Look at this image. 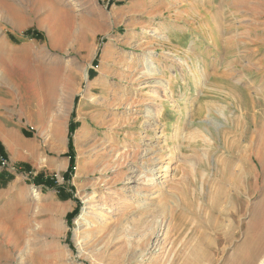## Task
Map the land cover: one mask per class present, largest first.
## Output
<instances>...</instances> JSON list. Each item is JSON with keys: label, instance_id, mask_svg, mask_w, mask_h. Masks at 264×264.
I'll return each instance as SVG.
<instances>
[{"label": "rangeland", "instance_id": "374dc122", "mask_svg": "<svg viewBox=\"0 0 264 264\" xmlns=\"http://www.w3.org/2000/svg\"><path fill=\"white\" fill-rule=\"evenodd\" d=\"M0 2V171L14 177L0 189V264L264 260V0ZM39 173L74 189L70 226L75 204L35 187Z\"/></svg>", "mask_w": 264, "mask_h": 264}, {"label": "bare ground", "instance_id": "6f19581e", "mask_svg": "<svg viewBox=\"0 0 264 264\" xmlns=\"http://www.w3.org/2000/svg\"><path fill=\"white\" fill-rule=\"evenodd\" d=\"M0 4H1V6H2V8H6V6H5V4L2 2H0ZM1 56H3V55H1ZM0 56V57H1ZM3 57H5V56H3ZM2 57V58H3ZM9 59V58H8ZM0 61H2V59L0 60ZM19 61V60H18ZM27 61H28V59H27ZM8 62V61H7ZM12 62V61H11ZM3 63H4V61H3ZM2 63V64H3ZM25 63V62H24ZM28 63V62H27ZM1 64V63H0ZM1 64V66H3ZM26 64V63H25ZM24 65V64H23ZM26 69H27V67H26ZM25 71V70H24ZM23 72V71H22ZM163 137V135H161L160 137H158L157 139H159V138H162ZM59 141H60V139H59ZM18 142V141H17ZM61 142V141H60ZM158 143V142H157ZM156 143V146L157 147H159V144L160 143H158L157 144ZM20 145V147H23L24 148V145L23 144H19ZM155 146V147H156ZM157 149V148H156ZM152 150V149H151ZM149 150L148 151V157L150 158V162H152V165H151V167H150V169L148 170V173H149V175L151 176V178L152 179H156V180H160L161 179V176H160V173L161 172H166V168H163V165L161 164V160H160V158H159V154L157 155V152L155 151V150ZM161 150V149H160ZM159 150V151H160ZM161 154V153H160ZM162 155V154H161ZM139 180V176L138 177H136V176H131L130 178H128L127 179V181H126V184H131V183H137V181ZM157 185V184H156ZM155 186V185H154ZM132 194L136 197V198H140V197H143V195L141 196V194H142V191H133L132 192ZM145 197V196H144ZM148 198H149V200L151 201V200H156V199H159L160 198V194L159 193H157V192H153V193H150V195H148ZM141 199V198H140ZM137 202H139V201H137ZM83 203H84V205H85V208L83 209V211H82V214H81V216L79 217V219L76 221V224L77 225H80L79 223L80 222H82L83 220H84V216H85V214H86V212H85V210H87L89 207H90V204H91V198H85L84 200H83ZM143 206H145L144 204L142 205V207ZM97 207V206H96ZM240 208H241V206H240V203L239 202H237L236 203V209L239 211L240 210ZM138 209H140V208H138ZM146 209V208H145ZM63 210H65V207H62V208H60L59 209V212H63ZM143 210V209H142ZM179 218V217H178ZM177 224H178V222H177ZM260 224H261V227L263 228V230H264V218H263V220L260 222ZM77 227V226H76ZM223 230H224V228L222 227L221 228V235L219 236V241H221L222 242V244H227V239H226V236H225V234H224V232H223ZM264 235V234H263ZM163 236V231H161V227H157V230L152 234V236H151V243H150V247H149V249L147 250V251H150V253H157V252H160V250L162 249L161 248V243H160V238ZM199 245H203V246H205V243L203 242V239H198L197 241H196V246L198 247ZM202 246V247H203ZM260 246H261V248H264V236H263V238L261 239V241H260ZM201 247V246H200ZM199 247V248H200ZM198 248V249H199ZM202 250V249H201ZM209 250H210V247H208V246H205V249H203V251H202V255L204 256V258L205 259H208L209 258ZM200 251V250H199ZM201 252V251H200ZM200 252H198L199 254H200ZM150 253H148V254H150ZM195 253V252H194ZM193 253V254H194ZM196 253H197V250H196ZM251 253V252H250ZM192 254V255H193ZM245 254V253H244ZM242 252H241V250H239V249H237V250H235V252L233 253V255L231 256V259H229V262H230V264H245V262L243 261V258L245 257V255H244ZM198 255V254H197ZM196 255V256H197ZM202 255H201V257H199V259L200 258H202L203 259V257H202ZM201 260V259H200ZM186 263H187V261H186ZM188 263H190V262H188ZM185 264V263H184ZM260 264H264V260L263 261H260Z\"/></svg>", "mask_w": 264, "mask_h": 264}, {"label": "trees", "instance_id": "16d2710c", "mask_svg": "<svg viewBox=\"0 0 264 264\" xmlns=\"http://www.w3.org/2000/svg\"><path fill=\"white\" fill-rule=\"evenodd\" d=\"M23 36L29 39H41V34L37 31L34 30H29L26 31L25 33H23ZM98 59V54L96 55V57L94 58L92 64L93 67L96 66V62ZM93 74V73H92ZM77 102V98L74 99V105ZM73 119H74V112L71 113V117H70V121H69V125H68V143H67V155L66 157L68 158V166L67 169L65 171V173H63L61 175V178L64 182H70L71 178L74 175V168H75V164H74V153H73V145H72V138L71 135L73 134V132L76 129V124L73 123ZM0 159H6V154L4 151V148L2 147V145L0 144ZM23 171L29 172L30 168L28 165L24 164L23 167ZM14 179L13 175L11 173H9L8 171H6L5 169L0 171V189H5L7 187V185ZM35 187H40L43 190L45 189H51L57 192V196L59 198L60 201H66V200H72L76 203L77 207L70 213L67 214L65 217V221L67 223L68 226H70L72 220L78 215L79 210H80V203L77 199H75L73 197V193H74V189L72 187L70 188L71 191V195L70 196H64L61 194V186L57 185L56 179L54 177H45L42 174H37L36 176H34L32 178V182H31Z\"/></svg>", "mask_w": 264, "mask_h": 264}, {"label": "crops", "instance_id": "0c3cea01", "mask_svg": "<svg viewBox=\"0 0 264 264\" xmlns=\"http://www.w3.org/2000/svg\"><path fill=\"white\" fill-rule=\"evenodd\" d=\"M3 147V146H2ZM65 173V172H64ZM65 183V182H64ZM66 183H69V182H66ZM59 186H61V188H62V190H61V194L62 195H64V196H70L71 195V191H69L70 192V194L68 193V190H66V187H65V185H59ZM67 188H69V186L67 187ZM42 189V188H41ZM43 190V189H42ZM45 190H47V189H45ZM48 190H51V189H48ZM70 190V189H69ZM44 191V190H43ZM54 191V190H53ZM55 193H56V196H57V192L55 191ZM58 197V196H57ZM73 197H74V195H73ZM59 199V198H58ZM76 199V198H75ZM67 201H71V202H73L74 204H75V208L77 207V205H76V203L74 202V201H72V200H66V201H61V202H67ZM74 208V209H75ZM73 209V210H74ZM72 210V211H73ZM71 213V212H70ZM70 213H68V214H70ZM67 215V214H66ZM66 215H65V217H66Z\"/></svg>", "mask_w": 264, "mask_h": 264}]
</instances>
